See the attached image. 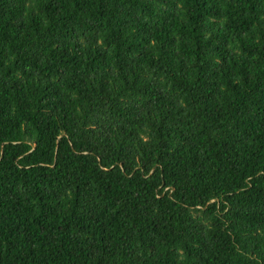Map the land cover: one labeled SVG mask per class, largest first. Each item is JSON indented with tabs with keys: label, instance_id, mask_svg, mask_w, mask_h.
<instances>
[{
	"label": "trees",
	"instance_id": "obj_1",
	"mask_svg": "<svg viewBox=\"0 0 264 264\" xmlns=\"http://www.w3.org/2000/svg\"><path fill=\"white\" fill-rule=\"evenodd\" d=\"M0 264H264V0H0Z\"/></svg>",
	"mask_w": 264,
	"mask_h": 264
}]
</instances>
